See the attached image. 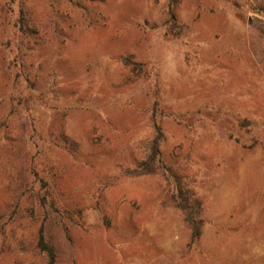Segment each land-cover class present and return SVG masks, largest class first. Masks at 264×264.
<instances>
[{
  "label": "rangeland",
  "instance_id": "obj_1",
  "mask_svg": "<svg viewBox=\"0 0 264 264\" xmlns=\"http://www.w3.org/2000/svg\"><path fill=\"white\" fill-rule=\"evenodd\" d=\"M40 230L55 264H264V0H0V264Z\"/></svg>",
  "mask_w": 264,
  "mask_h": 264
},
{
  "label": "trees",
  "instance_id": "obj_2",
  "mask_svg": "<svg viewBox=\"0 0 264 264\" xmlns=\"http://www.w3.org/2000/svg\"><path fill=\"white\" fill-rule=\"evenodd\" d=\"M171 2L173 3L174 0H171ZM171 17L172 21L174 22L173 16ZM12 28H15V26ZM182 30L183 27H180L178 32ZM125 64L129 65L130 63L126 61ZM137 68L139 67H135L132 72H136ZM63 144L68 148V143L66 141L63 142ZM159 156V139L156 137V139L151 141L150 143L148 156H146L145 160H143L138 165L137 169L132 172V175L139 178L154 174L156 168L153 167L155 162L159 160ZM171 178L173 179L174 185V191L171 195V200L174 204L175 209L183 216L184 223L189 230V245H195L200 239V229L202 226V221L199 219L201 213V205L199 202L193 199V196L189 193V191H187V189L184 188V186L174 174H171ZM36 248L41 254L46 256L47 264H55V252L46 243L42 230H40L38 233Z\"/></svg>",
  "mask_w": 264,
  "mask_h": 264
}]
</instances>
